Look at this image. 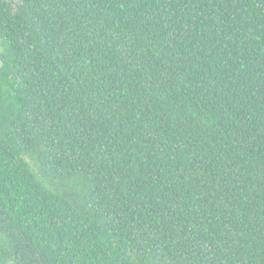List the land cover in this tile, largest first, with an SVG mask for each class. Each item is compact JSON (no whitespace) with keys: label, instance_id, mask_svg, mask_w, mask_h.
<instances>
[{"label":"trees","instance_id":"1","mask_svg":"<svg viewBox=\"0 0 264 264\" xmlns=\"http://www.w3.org/2000/svg\"><path fill=\"white\" fill-rule=\"evenodd\" d=\"M0 264H264V0H0Z\"/></svg>","mask_w":264,"mask_h":264}]
</instances>
